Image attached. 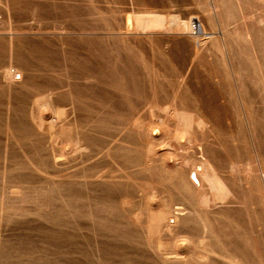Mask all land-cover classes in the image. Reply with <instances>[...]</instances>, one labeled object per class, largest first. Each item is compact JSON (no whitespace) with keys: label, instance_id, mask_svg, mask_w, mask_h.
Instances as JSON below:
<instances>
[{"label":"rangeland","instance_id":"rangeland-1","mask_svg":"<svg viewBox=\"0 0 264 264\" xmlns=\"http://www.w3.org/2000/svg\"><path fill=\"white\" fill-rule=\"evenodd\" d=\"M0 264H264V0H0Z\"/></svg>","mask_w":264,"mask_h":264},{"label":"bare ground","instance_id":"bare-ground-1","mask_svg":"<svg viewBox=\"0 0 264 264\" xmlns=\"http://www.w3.org/2000/svg\"><path fill=\"white\" fill-rule=\"evenodd\" d=\"M147 18H148V17H147ZM193 18H194V17H192L191 20H189V22H182V28H183L185 31H192V29H193V22H192V19H193ZM133 20H134V19H133ZM127 25H129V26L132 25V20H131L130 18L127 19ZM200 29H201V28H200ZM200 31H201V30L197 31L196 34L201 33ZM7 73L10 74V73H11L10 70H8ZM13 74H14V73H13ZM10 75H11V74H10ZM14 76H16V75H14ZM203 168H205V167L203 166ZM190 175H192V178L189 177V180H190L191 182L195 183V184H198V185H200V181H199V176H200V175H203V176L205 177V179L207 180L208 184H210V185H212V184L215 182L214 177H213L212 175L209 174L208 169L206 168V169H204V171H203V169H202L201 166H199V167H195L194 171H193Z\"/></svg>","mask_w":264,"mask_h":264},{"label":"crops","instance_id":"crops-1","mask_svg":"<svg viewBox=\"0 0 264 264\" xmlns=\"http://www.w3.org/2000/svg\"><path fill=\"white\" fill-rule=\"evenodd\" d=\"M139 24L141 25V28L143 30H149V29H153L155 27H158L159 23L157 22V19L147 18L144 21L140 22ZM180 26H182V23Z\"/></svg>","mask_w":264,"mask_h":264},{"label":"built area","instance_id":"built-area-1","mask_svg":"<svg viewBox=\"0 0 264 264\" xmlns=\"http://www.w3.org/2000/svg\"><path fill=\"white\" fill-rule=\"evenodd\" d=\"M200 26H201V24L199 23V21L197 19H194V21H193V33L194 34H196V32L198 30H200ZM17 78H19V77H17Z\"/></svg>","mask_w":264,"mask_h":264}]
</instances>
